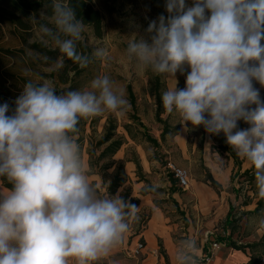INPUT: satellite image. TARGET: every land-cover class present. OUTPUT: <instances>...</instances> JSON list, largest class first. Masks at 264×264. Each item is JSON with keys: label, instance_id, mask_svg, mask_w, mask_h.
Returning a JSON list of instances; mask_svg holds the SVG:
<instances>
[{"label": "clouds", "instance_id": "9594fccd", "mask_svg": "<svg viewBox=\"0 0 264 264\" xmlns=\"http://www.w3.org/2000/svg\"><path fill=\"white\" fill-rule=\"evenodd\" d=\"M51 24L41 39L86 68L110 61L107 49L77 50L85 24L64 0H51ZM167 16L150 21L146 37L129 40L128 59L157 76L174 78L161 94L163 109L188 128L223 133L255 175L264 200V0H166ZM62 63H56L59 69ZM177 72H187L177 89ZM254 106V107H253ZM128 101L108 75L84 89L57 92L49 81H27L11 110L0 105V264H96L122 245L140 208L120 191L101 194L76 142L81 119L123 115ZM249 125L239 129L238 121ZM158 186H152L156 191ZM122 191V190H121ZM264 228V216L258 220ZM199 242L185 238L175 264H198Z\"/></svg>", "mask_w": 264, "mask_h": 264}, {"label": "rangeland", "instance_id": "374dc122", "mask_svg": "<svg viewBox=\"0 0 264 264\" xmlns=\"http://www.w3.org/2000/svg\"><path fill=\"white\" fill-rule=\"evenodd\" d=\"M165 3L166 0H90L102 18L101 35L96 36L90 26H85L79 41L89 49L90 57L97 48L103 47L108 50L111 59L100 61L93 58L88 67H80L77 75L70 73V81L65 84L58 77L63 66L55 68L56 63L63 65L64 56L51 42L45 43L39 32L41 24L52 26V15H47L44 7L31 12L23 17L26 28L10 20L4 21L0 29V105L7 102L10 115L15 108L16 98L29 80L35 83L49 81L59 93L84 89L95 77L108 75L115 87L123 91L128 108L123 115L106 112L80 120L75 138L90 172L95 171L101 176L107 190L109 181L120 167L125 181L113 195L120 191L122 196L129 189L128 201L135 199L131 197L135 183H141L142 187L158 186V191L151 192L155 200L167 202L168 211L174 212L173 218L179 222L180 233L184 235H178V240L195 238L199 246L202 240L207 245L217 242L228 246L229 241L248 245L245 249L251 253V260L259 262L264 257V228L258 225V220L264 216V200L256 195L254 168L238 157L230 146L229 149L222 147L215 141V135L208 134L202 126H189L187 133L174 135L180 125L179 116L175 113L164 111L160 115L162 120L167 121L169 129V133L161 139L163 124L156 120L157 104L151 91L156 77L161 94L174 87L176 82L174 78L157 76L150 70L141 69L125 54L129 40L138 38V35L146 37L150 21L161 14L168 15ZM0 5L15 10L9 1ZM31 44H38L40 48L55 54L34 49ZM54 55L56 58L51 61ZM186 75L187 72L183 75L177 72V89L185 87ZM254 86L260 90L261 99L264 100V87L257 82H254ZM128 89H131L132 97ZM108 118L114 122L116 136L123 139L119 148L125 152L123 162L116 161L114 155L99 158L106 144L99 146L97 141L104 133ZM146 135L156 138L159 145L154 146L147 141ZM128 160L135 165L130 171V178L124 166ZM135 162L140 166L144 162L148 167L143 169L141 166L138 170ZM89 163H92V167ZM107 164H111V167L104 169L103 166ZM179 168L185 170L188 186L181 187L177 182L179 191L174 193L178 196L177 202L168 194V175L173 173L176 178L174 172ZM208 173L220 184L218 189L206 181ZM138 215L139 220L131 222L129 232L132 236L149 215V210L142 208ZM226 218L231 219L230 224L225 223ZM202 258L197 256V261H202Z\"/></svg>", "mask_w": 264, "mask_h": 264}, {"label": "crops", "instance_id": "0c3cea01", "mask_svg": "<svg viewBox=\"0 0 264 264\" xmlns=\"http://www.w3.org/2000/svg\"><path fill=\"white\" fill-rule=\"evenodd\" d=\"M189 126L191 125L189 124ZM187 132L188 128L185 129L180 124L177 136H182L183 133ZM124 153L123 148L119 149L113 157L116 161L123 162ZM83 162L89 170L90 180L97 185L98 191L101 194H106L107 192L105 185L102 184L101 176L95 171L90 172L88 162L86 160ZM124 166L130 178V171H133L135 165L132 161L128 160L124 162ZM141 166L143 169H147L148 167L144 162H141ZM141 187V183H135L131 197L138 199V207L140 209L146 208L151 210L145 227L137 235L132 236L128 232L122 245L114 249L108 258L102 259L96 262V264H175L176 248L181 242L177 237L178 235L184 237L180 233L179 222L173 218L174 212L168 211L166 208L165 204L167 202L155 205V195L153 193L140 194ZM7 190L8 188L4 187L0 180V191L6 192ZM171 197L175 201H179L177 195L172 194ZM140 238L145 245L144 249L138 255H131L130 252ZM203 241L200 244L201 246H199L198 252V256H202L203 258L202 261H198V264H260V261L254 262L251 260V253L247 249L235 250L224 244L212 248V245H207V242L204 243Z\"/></svg>", "mask_w": 264, "mask_h": 264}, {"label": "trees", "instance_id": "16d2710c", "mask_svg": "<svg viewBox=\"0 0 264 264\" xmlns=\"http://www.w3.org/2000/svg\"><path fill=\"white\" fill-rule=\"evenodd\" d=\"M9 1L13 6L15 10L3 7L0 5V29H1V23H3L6 20H10L14 23H17L18 25L22 26V28L27 27V23L24 22L23 17L28 16L29 13L38 11L40 8H45V13L47 15H52V9H51V0H0V3ZM65 3L69 4L76 10L77 18L82 20V22L85 24V26H90L96 36L101 35V28H102V18L98 10L94 9L92 5L90 4V0H64ZM31 47L34 49H39L40 51H44L47 54H55V52L46 51L44 48H40L38 44H31ZM77 50L81 54L88 55L89 49L83 45L82 42L77 41ZM56 58V55L52 58L51 61H53ZM81 68L78 64L74 63L71 59H68L67 57H63V67L61 68L59 72V81L63 84L68 83L70 81L69 74L73 73V75H77L80 73ZM129 90L130 97H132L131 89ZM152 94L155 96L157 109L155 113V117L157 122L163 124V128L161 131V139H164L165 136L169 133L168 124L166 120H162L161 114L164 113V109L161 102V93L158 91V78L156 77V83L154 84V88L151 91ZM79 127V124H78ZM249 125L245 123L243 120L238 121V128L239 129H247ZM79 129V128H78ZM179 128L177 127L174 131V135L178 133ZM79 131V130H78ZM147 141L152 143L154 146H158L159 142L156 138L151 137L150 135H146ZM215 141L219 142V144L224 148H230L229 145L226 143V138L223 133H220L219 135L214 136ZM106 144V146L103 148V150L99 154V158L102 159L107 155H114L118 149L123 144V139L121 137L116 136L115 134V126L114 122L111 118H108L107 125L105 127L104 133L102 137L97 141V145L101 146ZM137 165V169L140 170L141 166L138 162H135ZM89 165L92 167V163H89ZM111 167V164H107L103 166L104 169H108ZM169 180V187H168V194L172 195L176 193L178 190L177 188V178L173 177V173L168 175ZM1 181L3 183V186L8 188L10 185L8 182L1 178ZM125 179L123 176V172L120 171V167L118 168L117 172L111 180L109 181L107 185L106 192L110 195H113L117 189L123 185ZM210 183V185L218 189L220 187V184L217 183L216 180L213 179L210 173H208V178L206 179ZM159 188H156V191H158ZM155 193V191H153ZM151 192V187L145 186L142 187L140 190V194L145 195ZM153 193V194H154ZM130 196L129 189H126L122 197L126 200ZM131 203H134L138 206V199H133L130 201ZM174 202V200H173ZM161 203V200H155V205H158ZM176 204V202H174ZM151 210H149V215L146 217V219L143 221L140 228H137L134 230V235L139 234L142 229L145 227L146 222L150 216ZM226 224L231 223L230 218H226L225 220ZM140 241L143 242L142 239ZM229 247H232L235 250H244L248 245H237L233 241H229L228 243Z\"/></svg>", "mask_w": 264, "mask_h": 264}, {"label": "built area", "instance_id": "2783aa9c", "mask_svg": "<svg viewBox=\"0 0 264 264\" xmlns=\"http://www.w3.org/2000/svg\"><path fill=\"white\" fill-rule=\"evenodd\" d=\"M174 173H175L176 178L178 179L179 185L181 187H187L188 179H187V174L185 170L179 168ZM219 246H220V243H217V242H214L212 244V248L219 247ZM144 247H145L144 243L142 241H138L135 247L133 248V250L130 252V254L138 255L144 249ZM260 264H264V257L260 259Z\"/></svg>", "mask_w": 264, "mask_h": 264}]
</instances>
